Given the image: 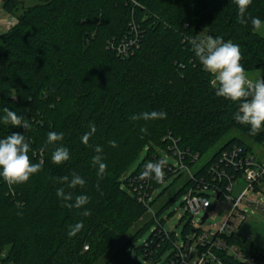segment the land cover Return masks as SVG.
Here are the masks:
<instances>
[{"label": "trees", "instance_id": "obj_1", "mask_svg": "<svg viewBox=\"0 0 264 264\" xmlns=\"http://www.w3.org/2000/svg\"><path fill=\"white\" fill-rule=\"evenodd\" d=\"M37 1L20 13L21 0L2 1L16 22L0 34V107L9 106L29 127L0 125V138L23 134L30 163L40 168L20 184L0 179V264H142L136 255L146 264L175 260L177 243L203 230L187 212L180 235L165 230L159 217L191 180L180 172L165 185L150 180L147 191L154 194L141 202L130 179L153 154L160 157L154 146L167 150V136L177 141L190 167L222 144L196 175L206 174L224 150L249 152L247 141L264 144V129L250 135L232 119L237 104L215 95L212 77L191 47L199 33L220 36L239 45L245 71L263 69L264 76V37L250 20H264V0H251L245 23L237 18L234 0ZM152 110L164 111L165 118H130ZM89 123L96 131L85 144L81 136ZM49 131L63 132L56 143L69 149V159L59 165L51 161L56 144L47 143ZM231 133L244 138L223 141ZM96 145L107 166L102 177L91 160ZM225 169L239 174L231 165ZM73 172L85 180L71 191L88 196L87 215L55 195L61 186L69 191L60 178ZM78 222L82 227L69 236V226ZM218 236L254 264H264V249L252 241L234 233ZM216 254L224 264H242L225 252Z\"/></svg>", "mask_w": 264, "mask_h": 264}, {"label": "clouds", "instance_id": "obj_2", "mask_svg": "<svg viewBox=\"0 0 264 264\" xmlns=\"http://www.w3.org/2000/svg\"><path fill=\"white\" fill-rule=\"evenodd\" d=\"M237 10V18L241 23H245V14L251 0H234ZM254 30H264V20L259 17H250ZM194 57L198 59L201 69L212 77L210 83L213 86L215 95L227 101L237 104L236 111L232 113V119L241 125H246L250 135H254L264 129V76L253 79L250 77L243 65L240 63L239 45L229 40H224L220 36L207 34L201 36L197 34L191 42ZM164 111H144L133 114L132 120L143 119L145 121L163 119ZM0 125L17 127L24 129L29 127L27 120L23 119L9 106L4 104L0 107ZM89 131L81 136V141L87 144L89 136L95 133V124L89 123ZM146 129L140 128L144 133ZM63 132L49 131L47 133V143L56 144L51 153V161L57 165L69 159V149L63 144H57L63 139ZM113 147L116 141L109 142ZM30 145L21 133L12 132L0 138V179L9 185L23 183L36 173L40 165L30 163ZM95 155L92 156V165L96 168L97 177H102L106 164L102 159V148L100 145L94 147ZM165 159L148 161L144 164L143 170L139 172L138 179L154 180L162 182L164 178ZM62 184H66L69 191L61 186L56 189V197L64 202L69 208H84L88 203V196L84 193L73 196L72 189L83 186L85 180L79 174L73 172L71 177L60 178ZM88 210L84 208L82 215H87ZM82 227V223L69 226L68 235L72 236Z\"/></svg>", "mask_w": 264, "mask_h": 264}, {"label": "built area", "instance_id": "obj_3", "mask_svg": "<svg viewBox=\"0 0 264 264\" xmlns=\"http://www.w3.org/2000/svg\"><path fill=\"white\" fill-rule=\"evenodd\" d=\"M167 138L171 141V144L167 146L166 151L172 153L176 161L173 164L166 163L164 178L159 184L163 185L166 180L179 172L187 179L191 180V184L183 194L182 208L184 212L192 215V219L195 216H199L201 211H203V214L207 213L210 207L208 199L210 195L218 199L222 195L231 193L234 190V186L238 185V178H242L246 183V187L242 188L237 195L229 197L232 201V210L222 227L213 233L202 231L196 239L187 236L184 241H179L176 246L175 260H170L167 264H224L216 252H225L242 264H254L252 257L244 255L237 247L227 244L218 235L222 233H234L231 227V225H233V223H231V218H237L238 226H240L246 218L247 210L245 206L250 209L251 213L255 211L264 213V193L260 191V184L264 180V161L259 162L248 152H242L239 147H233L230 151H222L217 160L212 161L210 165H208L206 174L201 173L196 175L199 171V167L194 169L185 164L183 162V152L177 148V141L170 136H167ZM157 159L162 158L153 154L146 162L150 160L155 161ZM194 159L196 158H193L191 162ZM227 165L237 168L239 174L236 175L228 172L225 169ZM138 174L139 173L132 176L130 179V186L133 188V192H135L138 201L147 202L150 200L155 190L148 192L147 190L151 189V184L149 185L150 180H138ZM137 181H139V183H137ZM144 185L145 187H143V189L142 186ZM249 192H253L254 194L262 193V196L260 198L251 199L247 197ZM209 193L211 194L209 195ZM234 213H236V215ZM200 219L197 223L193 222L194 225L201 226L205 223L200 224ZM242 238L248 240V236Z\"/></svg>", "mask_w": 264, "mask_h": 264}, {"label": "rangeland", "instance_id": "obj_4", "mask_svg": "<svg viewBox=\"0 0 264 264\" xmlns=\"http://www.w3.org/2000/svg\"><path fill=\"white\" fill-rule=\"evenodd\" d=\"M2 1L0 0V33L8 30L11 26L14 25L16 22V17L14 16L13 13L5 10L2 8ZM37 0H21V5L18 7L17 13H20L22 11V8L32 6L37 4ZM256 32L264 37V30H259ZM246 73L252 77L253 79L259 78L263 74V69H251V70H246ZM232 135H237L240 138H244L243 136H240L237 133H231L227 134L224 140H227L230 138ZM222 141V142H223ZM251 152V155L254 157V159H261L264 157V144H256L252 143L250 141H247ZM222 144L219 143L215 147H213L206 155L202 156L194 165V169H197L200 167L204 162H206L221 146ZM154 150L159 153L160 157L162 159L166 160V163H175L176 159L172 155V153L167 152L164 149H161L158 146H154ZM145 155V149L140 153L139 157L137 160L133 163V165L130 167V171H133L136 169L138 164L142 161ZM238 185L234 186V190L227 194V195H222L218 199H215L213 195H210L209 193V205L210 207L207 210L208 213V218L205 220V223L201 225V229L203 231H209V232H214L218 229H220L228 217L229 213L232 210V201L230 200V196H235L237 193L244 187H246V183L242 180V178L237 179ZM166 184V183H165ZM164 184V185H165ZM173 193L174 190L170 191L169 196ZM262 196V193L259 194H254L253 192H249L247 194V197H250L251 199L253 198H260ZM182 202H183V195L178 196L175 198L168 208L163 211L161 216L159 218L163 219V226L164 229L167 231H175L177 234L180 235L181 229H182V220L184 218V209L182 208ZM247 213H246V218L245 220L238 226V219H233L231 218V225L234 233L239 236V237H245L248 236V240L252 241L257 247L263 248L264 249V213L261 211H255L253 213L250 212V209L245 206ZM154 210H150V215L151 212L153 214ZM203 211L200 212L199 216H195L192 221L194 223H197L200 217L202 216ZM236 215V213H234ZM131 232V231H130ZM149 231L147 230L137 241V245L142 244V242L148 237ZM5 254V251L1 253L0 257H3ZM138 261H140L142 264L144 261L142 260L141 257L135 256Z\"/></svg>", "mask_w": 264, "mask_h": 264}, {"label": "crops", "instance_id": "obj_5", "mask_svg": "<svg viewBox=\"0 0 264 264\" xmlns=\"http://www.w3.org/2000/svg\"><path fill=\"white\" fill-rule=\"evenodd\" d=\"M6 31V30H5ZM5 31H3V32H5ZM3 32H1V33H3ZM0 33V34H1ZM249 153V152H248ZM250 155H251V152L249 153ZM252 156V155H251ZM253 157V156H252ZM254 158V157H253ZM255 160H257V161H259V162H263L264 161V157L263 158H261V159H256L255 158ZM260 191L262 192V193H264V180L262 181V183L260 184Z\"/></svg>", "mask_w": 264, "mask_h": 264}, {"label": "water", "instance_id": "obj_6", "mask_svg": "<svg viewBox=\"0 0 264 264\" xmlns=\"http://www.w3.org/2000/svg\"><path fill=\"white\" fill-rule=\"evenodd\" d=\"M207 217H208L207 213L203 214L201 219H200V224H203L205 222V220L207 219Z\"/></svg>", "mask_w": 264, "mask_h": 264}]
</instances>
